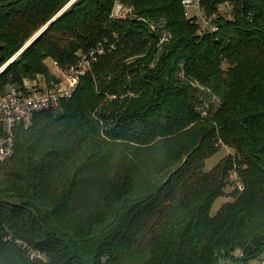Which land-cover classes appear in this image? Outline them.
<instances>
[{
	"label": "trees",
	"instance_id": "16d2710c",
	"mask_svg": "<svg viewBox=\"0 0 264 264\" xmlns=\"http://www.w3.org/2000/svg\"><path fill=\"white\" fill-rule=\"evenodd\" d=\"M181 2L0 0V98L91 61L0 162V264H264V0Z\"/></svg>",
	"mask_w": 264,
	"mask_h": 264
},
{
	"label": "built area",
	"instance_id": "2783aa9c",
	"mask_svg": "<svg viewBox=\"0 0 264 264\" xmlns=\"http://www.w3.org/2000/svg\"><path fill=\"white\" fill-rule=\"evenodd\" d=\"M210 0H182L185 9L195 7L198 11V23L202 32H218L219 26L215 21L221 8L211 15L206 14V5ZM122 8L121 0H116V7ZM188 16V13H187ZM94 58L93 53L90 55ZM91 68V61L86 57L69 72H65L53 87L39 86L33 83L27 88L12 86L0 98V124L4 127V134L0 136V162L10 159L15 150V130L18 125L29 128L33 123L35 114L60 106L63 99H69L78 88L81 78Z\"/></svg>",
	"mask_w": 264,
	"mask_h": 264
},
{
	"label": "rangeland",
	"instance_id": "374dc122",
	"mask_svg": "<svg viewBox=\"0 0 264 264\" xmlns=\"http://www.w3.org/2000/svg\"><path fill=\"white\" fill-rule=\"evenodd\" d=\"M186 10L188 13V17L199 18L198 11L195 7H191V8H188ZM220 13H221V15H226V16L230 15L231 7L229 5L223 6L221 8ZM115 15L117 17H121V16L126 17L127 16V9L125 8V6H124V8L122 7L121 9L117 8ZM21 51L15 56V58L21 54ZM47 65L50 68V70L53 72V74H57L56 65L54 64L53 61L48 60ZM200 89H201V95L199 98H200V102H201V107H199V111L202 113L203 116H205L208 113V110L211 108V106L218 107L220 102H219L218 98L210 95V93L206 92V90H204L203 88H200ZM233 153H234V151L231 148L226 147V146L222 147L219 153H217L216 155L212 156L210 159L207 160L205 170L206 171L213 170L220 163V161L222 159H224L225 157H227L228 155L233 154ZM233 176H235V174ZM232 192H233L232 188H227L226 195L223 198H219L215 202V204L213 206V210H212L213 213H216L218 211V209L224 203L234 201V197H233V195H231Z\"/></svg>",
	"mask_w": 264,
	"mask_h": 264
},
{
	"label": "water",
	"instance_id": "95a60500",
	"mask_svg": "<svg viewBox=\"0 0 264 264\" xmlns=\"http://www.w3.org/2000/svg\"><path fill=\"white\" fill-rule=\"evenodd\" d=\"M73 2V1H72ZM63 12V11H62ZM50 24V23H49ZM48 27V25L46 27H44L41 31H39L33 38L31 41H29L27 43V45L22 49V51H24L28 46H30L43 32L44 30ZM12 62V61H11ZM9 65V64H7ZM7 65L0 71V73L7 67Z\"/></svg>",
	"mask_w": 264,
	"mask_h": 264
}]
</instances>
